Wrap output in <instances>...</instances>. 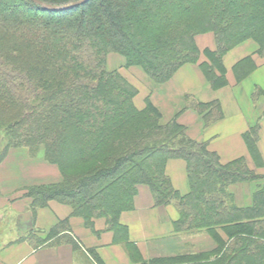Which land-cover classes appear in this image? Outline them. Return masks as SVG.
Wrapping results in <instances>:
<instances>
[{"label":"trees","instance_id":"obj_1","mask_svg":"<svg viewBox=\"0 0 264 264\" xmlns=\"http://www.w3.org/2000/svg\"><path fill=\"white\" fill-rule=\"evenodd\" d=\"M38 1L69 7L82 0ZM205 33H213L216 50L205 51L200 68L220 90L227 52L251 41L264 53V0H89L62 11L0 0L1 147L41 156L62 174L61 183L30 190L37 206L56 201L87 226L105 218L117 232L121 213L134 209L138 188L147 187L155 207H176L177 233L209 230L217 244L212 253L160 264H264L263 177L246 159L222 166L207 145L189 139L175 121L164 124L152 106L137 110V90L108 69L109 56L118 54L163 84L198 62L196 37ZM243 65L235 68L241 80L254 69ZM192 108L221 116L218 103ZM258 138V125L245 135L259 163ZM170 160L187 164L185 197L166 175ZM72 171L78 173L66 174ZM259 181L253 205L238 208L229 187Z\"/></svg>","mask_w":264,"mask_h":264},{"label":"crops","instance_id":"obj_2","mask_svg":"<svg viewBox=\"0 0 264 264\" xmlns=\"http://www.w3.org/2000/svg\"><path fill=\"white\" fill-rule=\"evenodd\" d=\"M197 41L202 51L215 50L211 35L200 36ZM255 47L249 41L225 57L228 85L224 88L214 90L199 65L187 64L169 84L154 93L152 102L164 124L177 121L186 129L189 139L207 145L222 166L246 159L256 175L264 176V97L255 103V94H264V62L256 60L255 68L239 84L233 71L245 57L254 55ZM114 58L124 62L111 55L109 66ZM203 60L206 62V58ZM137 70H122V74L131 78L137 74L143 79ZM144 99L140 109L144 108ZM196 103H218L221 116L199 114L192 109ZM256 125L261 164L252 157L245 141V135ZM1 146L0 142V156ZM166 175L179 195H189L187 164L183 160L168 161ZM61 181L57 166L31 157L24 149H11L7 156L0 157V264H152L155 258L179 255L189 248L201 250L200 254L212 253L217 248L209 230L177 233L176 207H155L147 187L138 188L134 209L121 213V228L117 232L108 229L105 218L94 219L87 226L69 206L56 201L37 206L29 195L32 189ZM257 185L256 182L230 186L234 204L250 208ZM217 234L228 242L221 228ZM171 245L174 250H167Z\"/></svg>","mask_w":264,"mask_h":264},{"label":"rangeland","instance_id":"obj_3","mask_svg":"<svg viewBox=\"0 0 264 264\" xmlns=\"http://www.w3.org/2000/svg\"><path fill=\"white\" fill-rule=\"evenodd\" d=\"M12 8V7H11ZM13 9V12H17L16 10H14V7L12 8ZM204 35H211L212 37H213V40H214V35H213V33H205V34H202V35H199V36H197L196 37V48H197V51H198V62L195 64V65H199V66H201L203 63H205L204 62V60L203 59H205L206 58V56H205V51L206 50H208V49H205L204 51H202L200 48H199V45H198V41H197V39L200 37V36H204ZM214 44H215V40H214ZM241 46V45H240ZM257 46V45H256ZM239 47V46H238ZM238 47H236V48H238ZM236 48H234V49H232V50H230L229 52H227L226 53V55L224 56V58H223V65H224V68H225V64H224V59H225V57L231 52V51H233V50H235ZM256 48V47H255ZM215 50H216V45H215ZM214 50V51H215ZM211 51V50H210ZM253 53V52H252ZM254 55H252V56H248V57H245L244 58V60H243V62H244V65H243V67L245 66L246 67V69L247 70H249V69H251V68H255V64H256V60H261V61H263L264 62V53H259V51H258V46H257V48H256V50H255V52L253 53ZM111 55H114V56H118L119 58L121 57L120 55H118V54H111ZM121 59V61H123L124 60V62H119V60H116V58H114L113 60H111V62H110V66H109V64H108V62H107V65H108V69L110 70V71H117L130 85H132L136 90H137V96L135 97V99H134V104H135V107H136V109L137 110H139V111H144V110H146L147 109V107L148 106H152L153 108H155L156 110H158L154 105H153V96H154V93L155 92H159V91H161V89H163V87H165L167 84H169V82L171 81V79L169 80V81H167V82H165V83H163V84H157V83H155V82H153L150 78H149V76L146 74V72L141 68V67H136V66H134V67H127L126 66V61H125V59L123 58V57H121L120 58ZM123 59V60H122ZM206 62H207V58H206ZM243 62H241L242 64H243ZM240 63V64H241ZM123 65V66H122ZM120 66H122L121 68H120ZM115 68H117V69H119V70H113V69ZM132 68H136V69H139V70H137V71H140L141 73H142V78L143 79H141L137 74H132L133 75V78H131V77H128V76H124L123 74H122V70H124V71H130ZM235 68H236V66H235ZM233 69V71H234V75H235V79H236V81H237V84H239L240 83V81H241V78L238 76V74H237V72H236V69ZM249 68V69H248ZM225 70H226V68H225ZM123 71V72H124ZM130 73V72H129ZM226 81H227V70H226ZM227 85H228V82H227ZM226 85V86H227ZM144 97H145V99H144ZM262 97H264V94L263 93H258L257 94V96L255 97L256 99H255V103L256 104H258L259 103V101H260V99L262 98ZM144 99V108H142V109H140L139 108V106H140V104H141V102H142V100ZM193 109V108H192ZM196 111V110H195ZM197 112V111H196ZM176 123H177V121H175ZM178 124V123H177ZM259 126V125H258ZM2 135H3V133H1V135H0V142L2 143V141H3V139H2ZM11 150V149H10ZM9 150V151H10ZM9 151H7V152H5L4 151V148H3V150L1 149V155H2V157H5V156H7L8 155V152ZM41 156H39L38 158H40ZM89 168V167H88ZM84 170H86L84 167L82 168V169H80L79 171H82V172H85ZM76 173H78V171H72V172H68V173H66V174H70V175H72V174H76ZM61 176H62V174H61ZM260 177H263V179H264V176H260ZM260 183H263V182H258V184H260ZM217 247V244H216V246H215V248ZM200 251L201 250H197L196 248H189V249H187L186 251H185V253H180L179 255H174V256H168V257H159V258H155V260L153 261V263L152 264H160V263H162V262H164V261H168V260H172V259H177V258H181V257H185L186 255H195V254H200Z\"/></svg>","mask_w":264,"mask_h":264},{"label":"water","instance_id":"obj_4","mask_svg":"<svg viewBox=\"0 0 264 264\" xmlns=\"http://www.w3.org/2000/svg\"><path fill=\"white\" fill-rule=\"evenodd\" d=\"M31 1H33L35 4L40 5L41 7H44L45 9H48V10H52V11H62V10L71 9V8L80 6L82 4H85L89 0H82V1H80L78 3H75V4L71 5V6H69V7H52V6L46 5L43 2H40L38 0H31Z\"/></svg>","mask_w":264,"mask_h":264},{"label":"bare ground","instance_id":"obj_5","mask_svg":"<svg viewBox=\"0 0 264 264\" xmlns=\"http://www.w3.org/2000/svg\"><path fill=\"white\" fill-rule=\"evenodd\" d=\"M212 244V243H211ZM172 246V245H171ZM167 250H174V247L167 246Z\"/></svg>","mask_w":264,"mask_h":264}]
</instances>
